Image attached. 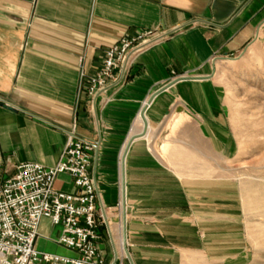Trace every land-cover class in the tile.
Listing matches in <instances>:
<instances>
[{"label": "crops", "instance_id": "crops-1", "mask_svg": "<svg viewBox=\"0 0 264 264\" xmlns=\"http://www.w3.org/2000/svg\"><path fill=\"white\" fill-rule=\"evenodd\" d=\"M146 30L160 40L124 86L81 94L82 69L94 71L106 49ZM263 31L264 0H0L4 174L23 163L55 167L76 128L99 143L91 173L105 210L99 248L107 264L124 256L123 164L134 264H252L239 197L216 177L236 152L216 68ZM56 186L75 192L68 175Z\"/></svg>", "mask_w": 264, "mask_h": 264}, {"label": "built area", "instance_id": "built-area-1", "mask_svg": "<svg viewBox=\"0 0 264 264\" xmlns=\"http://www.w3.org/2000/svg\"><path fill=\"white\" fill-rule=\"evenodd\" d=\"M159 40L154 31L146 30L106 49L97 69L90 73L81 70V94L97 97L113 85L124 86L139 57ZM98 152L99 143L80 138L74 128L53 168L23 163L17 166L15 175L7 176L0 160V264H107L99 248L104 207L91 173ZM61 175L72 179L75 192L55 190ZM44 219L61 231L57 240L48 241L75 256L38 250ZM115 262L125 264L118 252Z\"/></svg>", "mask_w": 264, "mask_h": 264}, {"label": "rangeland", "instance_id": "rangeland-1", "mask_svg": "<svg viewBox=\"0 0 264 264\" xmlns=\"http://www.w3.org/2000/svg\"><path fill=\"white\" fill-rule=\"evenodd\" d=\"M216 77L236 146L230 164L216 166V177L227 179L239 197L251 263L264 264V31L243 53L219 61ZM57 230L50 220H42L38 250L55 239Z\"/></svg>", "mask_w": 264, "mask_h": 264}, {"label": "water", "instance_id": "water-1", "mask_svg": "<svg viewBox=\"0 0 264 264\" xmlns=\"http://www.w3.org/2000/svg\"><path fill=\"white\" fill-rule=\"evenodd\" d=\"M180 80H191V78H181V79H178L176 82H178ZM164 90L165 89H163V91ZM3 107L6 108V109L15 111V109H13L12 107H9L8 105H3ZM145 112H146V107H145V109L143 110V113H142V117H143L144 120H145ZM144 134H145V131H144L143 135ZM129 146H130V144H129ZM129 146H128L127 150L129 149ZM124 168H125V166H124ZM123 177H124L123 187H124V191H125V189H126L125 188V169H124ZM122 207H123V205H122ZM103 212L105 214V210H103ZM122 215H123L122 218H123V224H124V238H125V240H127V211H126V208H125V211H122ZM126 254H127L128 260L130 261V264H134L133 259L131 257V254L129 252V249L127 247H126ZM114 264H116V262Z\"/></svg>", "mask_w": 264, "mask_h": 264}, {"label": "bare ground", "instance_id": "bare-ground-1", "mask_svg": "<svg viewBox=\"0 0 264 264\" xmlns=\"http://www.w3.org/2000/svg\"><path fill=\"white\" fill-rule=\"evenodd\" d=\"M141 120V119H140ZM143 123V122H142ZM126 161H125V158H124V163H125ZM124 164H123V173H124ZM122 205H123V209H122V211H125V208H126V211H127V203H126V192L124 191V193H123V201H122ZM123 230H124V224H123ZM123 233H124V231H123ZM126 240L125 241H123V250L126 252V247H127V245H126ZM128 248V247H127ZM127 255V254H126Z\"/></svg>", "mask_w": 264, "mask_h": 264}]
</instances>
